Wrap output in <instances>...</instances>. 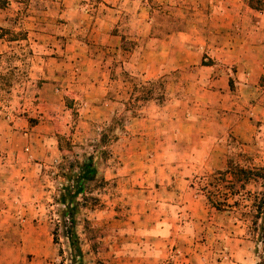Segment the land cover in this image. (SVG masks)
I'll return each instance as SVG.
<instances>
[{
	"label": "crops",
	"instance_id": "crops-1",
	"mask_svg": "<svg viewBox=\"0 0 264 264\" xmlns=\"http://www.w3.org/2000/svg\"><path fill=\"white\" fill-rule=\"evenodd\" d=\"M175 1L170 12H151L144 4L139 13L117 9L116 24L126 16L124 33L119 26H99L95 53L69 43L60 52L61 66L76 72L79 91L73 138H111L101 129L128 112L132 82L167 81L157 100L143 101L137 114L126 118L120 139L109 146L122 164L120 171L110 169V178L131 176L121 184L131 193L126 213L114 219L122 230L101 251L106 264H207L190 239L189 227L204 206L190 179L221 170L223 138H245L246 128L264 110L259 10L250 0H188L183 11L181 0ZM163 18H171L172 26L164 27ZM128 41L136 43L134 48ZM64 81L50 88L55 98L46 102L50 108L38 123L13 131L10 138L0 129V264H37L38 257L51 251L47 238L42 248L36 229L14 232V208L21 211L18 222L28 224L21 213L36 206L37 175L61 153L56 125L69 108L57 99L71 87Z\"/></svg>",
	"mask_w": 264,
	"mask_h": 264
},
{
	"label": "rangeland",
	"instance_id": "rangeland-1",
	"mask_svg": "<svg viewBox=\"0 0 264 264\" xmlns=\"http://www.w3.org/2000/svg\"><path fill=\"white\" fill-rule=\"evenodd\" d=\"M175 2L0 0V129L5 138H10L13 131L25 130L41 120L40 117L50 108L46 102L55 98L50 91L53 85L64 79V85L71 86L57 99L63 100L65 107L69 108V112L62 115L64 121L60 120L61 125L66 124L65 127H61L60 122L56 125L61 153L57 161L46 163L37 175L40 191L36 194V206L21 213L29 218L28 224L18 222L21 211L18 207L14 208V232L22 228L28 232L34 228L41 235L42 248L46 238L51 246V251L47 249L46 255L38 257L41 264H72L67 240L63 237L65 229L61 213L64 207L59 199L62 188L72 185L70 177L88 164L94 173L91 171L84 192L75 199V232L84 263L106 264L108 259L101 251H104L109 238L122 230L116 226L114 219L122 218L126 213L131 193L121 185L128 182L131 176L120 173L110 178V169L116 167L120 171L122 164L119 157L111 153L109 146L120 139L117 137L124 130L126 118L136 115L143 101L150 98L157 100L166 90L167 82L164 78L154 82L133 81L130 99L126 101L128 112L119 115L112 125L101 129L105 136L111 138H73L71 135L79 114V91L75 87L74 68H65L59 62L62 59L61 50L69 43V46H88L95 53L99 26L106 25L110 30L112 26L113 30L119 26L117 30L124 33L126 16L121 15L116 24L113 12L117 9L128 14L135 10L139 13L144 4L151 12L161 11L160 8L170 12ZM179 2L181 10L185 11L188 0ZM250 4L259 12L264 10L260 0H250ZM161 22L166 28L172 26L171 18H163ZM174 22L178 24L176 20ZM134 45V41H128L129 48H134ZM259 98H262L261 108L264 109V92ZM257 117L255 125L246 128L245 138L233 134L223 138L225 165L221 170L205 171L190 179V185L204 203L203 213L189 227L190 239L193 245L198 244L197 251L204 253L207 264H264V244L258 239V231L253 229L251 208L255 197L263 191V183L251 179L241 188V183L229 173L231 169V173L236 175L239 170L264 174V110ZM97 133L96 130L94 135ZM221 178L231 181L233 188L226 189ZM225 196H228L227 201H223ZM12 241L14 246L18 243L15 233ZM30 258L32 256H28L29 263Z\"/></svg>",
	"mask_w": 264,
	"mask_h": 264
},
{
	"label": "trees",
	"instance_id": "trees-1",
	"mask_svg": "<svg viewBox=\"0 0 264 264\" xmlns=\"http://www.w3.org/2000/svg\"><path fill=\"white\" fill-rule=\"evenodd\" d=\"M91 168L88 165L79 168L78 173L74 177H70L72 185L62 188L63 193L60 195L59 203L64 207L61 213L62 227L65 229L63 237L67 240L68 248L70 251V262L72 264H85L82 251L79 247V241L75 232L76 226V213L77 204L75 199L84 192L85 183L91 178ZM230 174L236 177L237 181L241 183V188L244 184L248 183L251 179L261 180L263 183V191L255 197L254 202L251 205L253 215L252 226L253 229L258 231V239L264 244V174L259 171L252 170H239L237 175ZM94 171H92V174ZM223 176V175H221ZM225 181L224 178H221ZM226 189L233 188V183L225 181ZM228 196L223 198V201H227ZM67 219V222H66ZM259 223V224H258Z\"/></svg>",
	"mask_w": 264,
	"mask_h": 264
},
{
	"label": "built area",
	"instance_id": "built-area-1",
	"mask_svg": "<svg viewBox=\"0 0 264 264\" xmlns=\"http://www.w3.org/2000/svg\"><path fill=\"white\" fill-rule=\"evenodd\" d=\"M260 14L263 16V21H264V10L261 11ZM263 26H264V22H263Z\"/></svg>",
	"mask_w": 264,
	"mask_h": 264
}]
</instances>
